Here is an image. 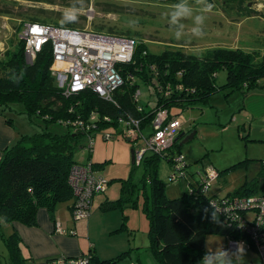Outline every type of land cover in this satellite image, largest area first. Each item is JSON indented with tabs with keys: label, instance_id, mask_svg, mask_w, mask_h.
Instances as JSON below:
<instances>
[{
	"label": "trees",
	"instance_id": "trees-1",
	"mask_svg": "<svg viewBox=\"0 0 264 264\" xmlns=\"http://www.w3.org/2000/svg\"><path fill=\"white\" fill-rule=\"evenodd\" d=\"M244 1L247 0H241V3ZM241 9L245 10L244 7ZM246 12L248 16L259 14L252 7H247ZM26 22L41 23L38 17ZM24 23L17 27L19 32ZM61 24L62 21L54 26ZM63 27L72 28V25L65 24ZM130 34L119 36L138 41L136 34ZM52 62V51L48 46L38 54L33 64H29L24 42L20 38L0 58V116L14 126L8 113H23L39 125L34 134H21L18 141L4 151L0 160V220L4 222L37 226L39 210H48L54 219L61 202L74 201L69 175L75 164H81L74 156L80 138L90 133L96 135L97 131L118 135L111 129L129 120L139 121L142 131L149 127L152 134L154 119L160 110H167L171 119L178 120L184 110L209 103L216 92H226V96L240 92L246 97L252 90L264 87V53H246L241 49L210 48L202 55L167 49L156 55L150 53L142 41H138L132 61L119 66L125 84L115 93L114 103L105 101L93 91L65 95L51 73ZM221 70L227 72V82L217 86L216 78ZM142 84L154 88L156 103L149 111L139 107L136 101ZM16 105L22 106L23 110H18ZM92 116H95L94 120ZM82 122L89 124L94 131L86 133L79 126ZM54 124L65 127L66 132L52 130ZM181 139H177L168 152L149 154L144 158L141 163L144 166L141 187L132 179L124 180L119 198L105 199L100 209H122L126 204L137 207L142 191V210L149 221L151 248L160 264H197L206 250L209 235L236 242L247 241L250 249L256 250L255 241L247 231L254 224V217L249 219L246 215L248 211L234 208L225 211L224 208L227 201L234 197L264 195V160L246 159L222 172L217 170L221 176L230 170L249 169L253 164L258 167L255 177L223 197L211 190L204 193L201 179L196 184L192 183L181 196L170 198L166 194L167 183L158 176L159 161L166 159L174 169L175 159L181 154ZM89 164L97 171L105 163ZM187 168L189 164L184 169ZM214 211L215 221L212 219ZM127 218L123 217L122 226L115 232L124 229ZM259 234L264 238V227ZM0 236L11 264H27L19 235L13 233L6 237L0 230ZM126 253L102 260L91 250L85 257H89L90 264H116ZM4 258L7 259V256Z\"/></svg>",
	"mask_w": 264,
	"mask_h": 264
},
{
	"label": "rangeland",
	"instance_id": "rangeland-1",
	"mask_svg": "<svg viewBox=\"0 0 264 264\" xmlns=\"http://www.w3.org/2000/svg\"><path fill=\"white\" fill-rule=\"evenodd\" d=\"M179 2L180 0H0V58L18 42L17 27L20 24L38 17L41 23L58 25L65 10L72 7L81 10L78 20L70 23L72 28L106 34H136L138 41H142L149 52L156 55L167 49H181L187 54L202 55L210 48L264 53V0H247L244 3L241 0H211L208 2L214 8L209 13H201L202 5L197 4L196 0H187L193 9V16L181 19L177 25H170L169 13L173 5ZM247 7L256 9L258 16H248ZM198 14L205 16L203 25L195 23V16ZM194 27L203 28V37L193 35ZM177 31L181 32L179 40L175 38ZM226 82L227 72L219 71L216 85L222 86ZM137 103L147 111L153 109L156 103L154 88L140 85ZM16 108L23 110L20 105H16ZM8 117L13 119L21 134L31 135L39 130L38 123L26 114L12 112L8 113ZM179 121L184 134L179 142L180 156L189 164V168L178 172L164 158L160 159L158 168V176L167 183L166 194L170 198L181 196L192 183L196 184L201 180L206 172L214 169L222 172L246 159L264 160V87L252 90L246 97L240 92L230 96H226L223 91L216 92L209 103L184 110ZM124 128V124L112 128L118 135L109 140H105L101 131H97L94 137L84 136L75 147L74 156L78 163H105L97 169V173L104 180L106 190L95 196L91 205L90 216H95L90 232L92 242H96L101 253L111 248L112 251L106 253L116 256L127 252L116 264H160L151 248L149 221L142 210V191L137 207L132 208L126 204L122 209L110 211L99 208L101 200L119 198L124 180L132 179L140 187L143 185L144 166L132 164V150L144 144V137L150 134L151 129L146 127L143 130L144 137L133 143L128 142L121 133ZM51 129L58 133L66 132L65 127L57 124L52 125ZM193 133L195 135L192 139L181 144ZM257 168L253 164L249 169L227 171L214 182L211 191L220 197L234 192L246 180L255 177ZM147 188L149 189V183ZM71 201L73 200L61 202L58 214L65 216L73 226L85 223L81 225L80 233L85 236L81 241L86 244L88 254L93 246L88 239L89 230L86 225L90 217L77 220L75 213L68 208ZM246 215L254 217L255 213L248 211ZM124 216H128L124 229L112 232L114 228L122 226ZM244 243L248 246L247 241ZM5 252L7 261L11 264L6 247ZM245 261L246 264H263V259L256 250H246Z\"/></svg>",
	"mask_w": 264,
	"mask_h": 264
},
{
	"label": "built area",
	"instance_id": "built-area-1",
	"mask_svg": "<svg viewBox=\"0 0 264 264\" xmlns=\"http://www.w3.org/2000/svg\"><path fill=\"white\" fill-rule=\"evenodd\" d=\"M19 38L24 42V53L29 64L35 62L44 48L50 47L53 56L50 70L65 95L93 91L100 98L112 103L115 102V93L125 84L119 66L132 61L138 45L137 40L125 36L33 22L23 24ZM138 96L139 92L136 101ZM94 119L95 116H92V120ZM121 123L125 125L122 134L133 143L144 137L139 121L129 120ZM79 126L88 134L94 131L89 124L82 122ZM181 129L179 119H171L167 110L158 111L152 134L144 137V144L134 150L135 164L141 165L149 154L168 152L178 139ZM94 136L90 133L87 137ZM103 136L107 140L113 138L108 133ZM175 163L173 170H185L186 163L180 155L175 159ZM218 177L216 169L205 173L201 178L204 193L211 190ZM69 184L74 195L72 211L75 218H89L93 198L106 190L104 180L91 164H75L70 171ZM227 202L225 211L234 208L255 213L254 224L248 227L247 231L252 235L256 251L261 255L264 264V238L259 234L264 227V195L234 197ZM57 231L64 234L60 227ZM235 242L230 240L229 248L235 250ZM89 260V257L85 256L67 260L60 258L52 264H90Z\"/></svg>",
	"mask_w": 264,
	"mask_h": 264
},
{
	"label": "crops",
	"instance_id": "crops-1",
	"mask_svg": "<svg viewBox=\"0 0 264 264\" xmlns=\"http://www.w3.org/2000/svg\"><path fill=\"white\" fill-rule=\"evenodd\" d=\"M181 131L183 133L182 129ZM20 135L21 133L16 128L15 123L14 126H11L3 116H0V160L3 157L4 151L16 143L20 138ZM103 201L104 199L100 201L99 208ZM73 202L74 201H71L68 205L69 210H71ZM58 209L59 206H57L54 219L51 218L48 210H39L37 215L38 225L33 227L25 226L19 222L10 223L0 220V230L4 236H10L13 233L19 235L22 254L27 260V264H51V261L60 258H79L86 255V244L81 241L82 239H85V236L80 233L81 225L85 223L73 226L65 216H60L58 214ZM93 217L95 216L91 215L88 221H86L89 230L88 239L90 243L93 244L90 249H92V252L102 260L118 256L106 253L112 251L113 248L101 253L97 249L96 242H92L90 232L92 225L94 224ZM248 218L253 219V217L250 216H248ZM58 227L64 231V234L57 231ZM119 228L116 227L114 230L111 229V231L113 230L112 232H115ZM73 230L76 231L77 234L74 235L70 233V231ZM0 241V264H9L7 259L4 258L6 252L1 236ZM229 242L230 240H227L225 237L209 235L206 239V247L208 246V248L211 249L222 245L225 248H229ZM245 248L246 250H252L248 248L246 244Z\"/></svg>",
	"mask_w": 264,
	"mask_h": 264
},
{
	"label": "clouds",
	"instance_id": "clouds-1",
	"mask_svg": "<svg viewBox=\"0 0 264 264\" xmlns=\"http://www.w3.org/2000/svg\"><path fill=\"white\" fill-rule=\"evenodd\" d=\"M197 4L202 5L200 8L201 13H209L214 8V5L209 3L208 0H196ZM80 9L72 7L66 9L62 15V22L64 24L74 23L78 20ZM193 16V9L187 3V0H180L172 7V11L169 13V23L170 25H177L181 19H187ZM205 16L198 14L195 16L196 25H203ZM183 26L181 25V28ZM193 35L197 37H203L204 30L202 27H194L192 29ZM181 32L177 31L175 33V38L180 39ZM212 219L216 220L215 211L212 213ZM246 248L242 241L235 242V250L231 248H225L222 245L213 247L211 249L206 247L204 254L197 264H246L245 261Z\"/></svg>",
	"mask_w": 264,
	"mask_h": 264
},
{
	"label": "water",
	"instance_id": "water-1",
	"mask_svg": "<svg viewBox=\"0 0 264 264\" xmlns=\"http://www.w3.org/2000/svg\"><path fill=\"white\" fill-rule=\"evenodd\" d=\"M194 135H195V133H193V134H191L190 136L186 137V138L184 139V141H183L181 144H183L184 142H187V141H189L190 139H192V138L194 137ZM183 136H184V134L182 133V134L178 137V139H179V138H182ZM105 140H107V139H105ZM127 141H128V142H132L130 139H127ZM132 164L135 165V153H134L133 150H132Z\"/></svg>",
	"mask_w": 264,
	"mask_h": 264
}]
</instances>
